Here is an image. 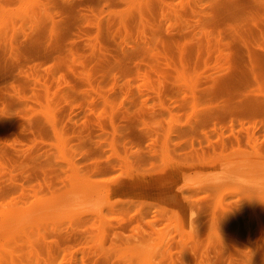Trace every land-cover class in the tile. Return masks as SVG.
<instances>
[{"label": "rangeland", "instance_id": "rangeland-1", "mask_svg": "<svg viewBox=\"0 0 264 264\" xmlns=\"http://www.w3.org/2000/svg\"><path fill=\"white\" fill-rule=\"evenodd\" d=\"M262 54L264 0H0V264H264Z\"/></svg>", "mask_w": 264, "mask_h": 264}, {"label": "bare ground", "instance_id": "bare-ground-1", "mask_svg": "<svg viewBox=\"0 0 264 264\" xmlns=\"http://www.w3.org/2000/svg\"><path fill=\"white\" fill-rule=\"evenodd\" d=\"M247 51H248V50H247ZM249 52L251 53V51H249ZM249 52H247V53L249 54ZM254 53L256 54V52H252V55H251L252 58H251V56H250V58H251L252 60H253V57H254V55H255ZM226 55H227V54H226ZM246 55H247V54H246ZM249 55H250V54H249ZM262 55H263V54H262ZM262 55H261V56H262ZM256 56H257V55H256ZM256 56H255V58H257ZM261 56H260V57H261ZM263 56H264V55H263ZM246 57H247V56H246ZM247 58H248V57H247ZM255 58H254V60L256 61ZM263 58H264V57H263ZM260 59H261V58H260ZM260 59H259V61H260ZM263 60H264V59H261V61H262L261 63H263ZM246 62L248 63L247 60H246ZM250 62H252V61H250ZM250 62H249V64H250ZM252 63H256V62H252ZM252 63H251L250 65H248V66H251ZM258 64H259V63L254 64V65L257 67ZM254 65H253V66H254ZM248 69H250V68L248 67ZM252 69H253V68H252ZM256 69H257V68H256ZM256 69H255V67H254V70H256ZM254 70H251V69H250V70H249L250 74H251V72L254 71ZM259 70H260V68H259ZM257 72H258V71L256 70L255 73H257ZM253 74H254V73L252 72L251 76H252ZM252 79H254L253 76H252ZM257 79H258V77L256 78V80H257ZM251 81H252V80H251ZM253 81H255V80H253ZM258 81H259V80H258ZM258 81H257V82H258ZM255 82H256V81H255ZM261 83H262V82H261ZM250 85H251V84H250ZM260 85H261V84H260ZM252 86H253V85H252ZM252 86H251V87H252ZM255 86H257V84H255L254 87H255ZM255 88H256V87H255ZM257 88H258V87H257ZM249 90H252V89L250 88ZM254 90H255V89H254ZM254 90H253V91H254ZM256 90H257V89H256ZM256 90H255V91H256ZM258 90H261V89L258 88ZM258 90H257V92H258ZM248 92H251V91H248ZM257 92H256V93H257ZM259 92H261V91H259ZM262 92H263V90H262ZM249 95H250V94H248L247 96H249ZM258 95H259V94H258ZM260 96H261V95H260ZM244 97H245V96H244ZM251 97H252V95L249 97V100L255 98L254 95H253V98H251ZM250 98H251V99H250ZM259 98H260V97H259ZM255 100H256V98H255ZM244 101H245V100H244ZM251 101H252V100H251ZM253 101H254V100H253ZM253 101H252V102H253ZM259 101H261L259 104H261V105L264 104V94H263V99L260 98ZM259 101H258V102H259ZM247 102H248V101H247ZM254 102H255V101H254ZM254 102H253V103H254ZM262 102H263V104H262ZM243 103H244V102H243ZM248 103H249V102H248ZM255 103H256V102H255ZM239 106H240V105H239ZM263 106H264V105H263ZM254 108H255V107H254ZM262 111H263V110H262ZM262 111H261V112H262ZM46 114H48V113H46ZM47 116H48V115H47ZM50 117H51V116H50ZM52 123H53V125L55 124L54 121H52ZM251 134H252V133H251ZM250 136H251V135H250ZM254 136H255V135H254ZM238 137H239V136H238ZM231 141H232V140H231ZM252 141H253V140H252ZM232 146H233V145H232ZM223 148H224V147H223ZM234 149H235V148H234ZM171 199H172V198H171ZM232 260H233V259H232Z\"/></svg>", "mask_w": 264, "mask_h": 264}]
</instances>
